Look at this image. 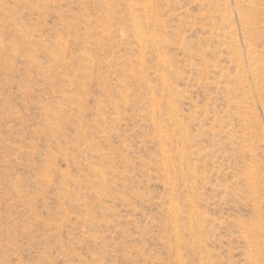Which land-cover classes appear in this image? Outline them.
I'll return each instance as SVG.
<instances>
[{
    "label": "rangeland",
    "instance_id": "obj_1",
    "mask_svg": "<svg viewBox=\"0 0 264 264\" xmlns=\"http://www.w3.org/2000/svg\"><path fill=\"white\" fill-rule=\"evenodd\" d=\"M0 264H264V0H0Z\"/></svg>",
    "mask_w": 264,
    "mask_h": 264
}]
</instances>
